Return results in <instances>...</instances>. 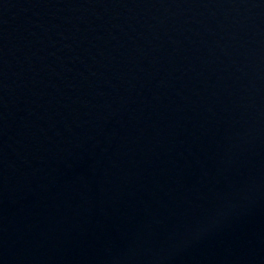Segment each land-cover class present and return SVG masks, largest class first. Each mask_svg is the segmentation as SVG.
I'll return each instance as SVG.
<instances>
[{
  "label": "water",
  "instance_id": "obj_1",
  "mask_svg": "<svg viewBox=\"0 0 264 264\" xmlns=\"http://www.w3.org/2000/svg\"><path fill=\"white\" fill-rule=\"evenodd\" d=\"M0 264H264V0H0Z\"/></svg>",
  "mask_w": 264,
  "mask_h": 264
}]
</instances>
